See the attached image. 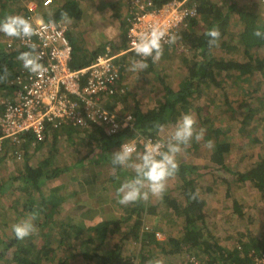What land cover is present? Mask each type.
I'll return each instance as SVG.
<instances>
[{"label":"trees","instance_id":"1","mask_svg":"<svg viewBox=\"0 0 264 264\" xmlns=\"http://www.w3.org/2000/svg\"><path fill=\"white\" fill-rule=\"evenodd\" d=\"M170 1L172 0H144L149 10L160 9ZM239 1L192 0L196 15L187 19L186 25L174 35V42L163 44V54L159 58V60L165 58L170 50L173 52L177 49L181 50L183 54L180 55V68L185 76L183 83L167 85L163 76L158 75L157 62L146 58L148 67L143 71L158 77L160 85H164V94L156 98L153 107L144 108L135 98L129 99L128 91L124 84L122 86L124 82L122 76L116 83L120 89H115V93L108 96L107 108L115 113L118 106L123 105L119 110L120 114H116L120 118L130 115L132 121L122 125L116 133L109 134L103 126L91 121L87 128L63 123L58 129L49 127L43 142L37 141L33 134L28 133L22 136L19 143H5L0 154V164L13 158L14 161L23 163V166L17 167L20 169L17 170L16 175L0 182V198L8 193L19 195L14 202L17 210H21L27 216L40 217L43 222L39 225V232L46 230L51 227L54 217L60 215L59 208L64 200L59 195L60 187L54 189L49 187L51 191L46 187L51 181L74 171L76 167L75 163L72 165L66 163L61 156L63 138L68 144L70 143L69 146L77 144L76 141L79 139L85 142L84 148L76 149L74 154L81 155L77 163L83 168L82 172L88 174L86 186L95 183L92 180V178L95 180V177L90 173L92 167L102 164L108 165L110 181L117 184L132 177L134 172L131 169H114L111 163L112 154L118 151L123 143L131 142L136 138H157L160 135L158 125H163L165 128L174 125L180 114L191 113L192 109H195L202 128L206 129V141H211L213 144L211 166L216 169L226 168L227 156L232 150L231 144L224 142V138L217 135L215 126L208 125L210 117L207 118L205 114L210 111L212 103L201 107V105L196 106L194 100L196 98L201 100L208 93L209 88L217 89L222 92L224 98L228 99L225 85L237 87L254 79L260 81L264 79V55L261 56L264 50V36L255 35L256 31L264 33V20L258 13L264 7V0H247L248 3L244 5H240ZM63 2L61 7L55 4L50 9H44V13L37 15L55 23L67 20L81 21L84 11L80 7V1L64 0ZM134 9V13L121 21V33L114 43L105 42L101 47L87 50L74 37L73 32L69 31L68 37L74 50L71 66L85 67L98 56L106 54L109 49L113 52L127 49L129 29L137 13L140 12L139 8ZM212 30L217 31L219 36L216 43L210 45L208 33ZM30 50L32 49L23 48L13 51L0 44V116L6 108V102L15 97V91L18 89L15 80L20 75L22 66L18 56ZM235 55L239 57H234ZM130 56L139 59L134 53L124 55L120 59L122 72ZM171 77L170 73L165 76L166 79ZM42 149L46 156L37 163L32 162L33 154ZM199 171V165L181 162L178 172L171 177L178 183L180 200L174 195L164 194L162 202L181 222L182 237L180 239L171 237L173 245L177 246L175 251H170V247L164 245L162 251L167 255H173L180 253L183 246L196 251L187 254L185 264H193L192 257L200 264H255V259L264 254V238L252 237L249 243L243 245L242 251L239 249L226 251L217 243L214 233L209 232V217L206 211L208 203L199 192L197 177L194 176ZM231 174L237 181L251 182L264 197V154L261 155L259 162L251 164L245 171H233ZM79 186L83 187L84 184L79 183ZM120 205L124 208L123 215L120 214L110 220L98 219L94 225L87 226L74 222L64 224L63 220L53 224L52 231L57 225L66 226V229L63 230V235L62 231L55 235L58 240L56 239L57 242L52 245L46 240L38 244L37 240H34L33 232L24 239H17L13 230L12 237L7 239L8 241L4 243L5 247L0 249V264L3 259L4 264H153L151 257L146 254L148 253L146 248L160 244L161 239L157 236V230L149 229L144 221V214L155 216L158 205L144 203L142 200ZM126 207L130 209L127 210ZM163 231L168 234L171 230L166 228ZM173 231L175 232L172 230L171 233ZM84 235L88 237L83 239ZM72 237L75 245L80 244L83 251H77L73 256H59V252H66L71 248L69 241ZM115 238L117 241H114ZM131 239L137 245L140 243L141 248L139 247L138 254L134 252L126 255L123 253L124 244L131 242ZM171 245L170 243L169 246ZM75 260L80 261L73 262Z\"/></svg>","mask_w":264,"mask_h":264},{"label":"rangeland","instance_id":"2","mask_svg":"<svg viewBox=\"0 0 264 264\" xmlns=\"http://www.w3.org/2000/svg\"><path fill=\"white\" fill-rule=\"evenodd\" d=\"M45 1L0 0V19L8 15H23L25 10H29L31 7L36 8L37 14H41L44 13V9H50L55 4L57 7H61L64 3V0H52L49 6H45ZM79 1L81 9L84 11L82 20H67L64 22L68 25L69 31L73 32L74 37L87 50L101 47L105 42L111 41L114 43L115 40H118L119 34L121 33V21H124L134 13V8L140 9L143 6H147L144 0H133L134 3H130V0ZM239 2H241L240 5L248 3L247 0H240ZM258 13L263 18L261 19L264 20V7ZM2 39V34L0 33V42ZM181 54L183 53L180 49L174 52L170 50L165 58L156 60L158 64L157 70L159 71L158 75L163 76L167 85H180L184 81V71L182 72L180 68ZM263 55L264 50L261 53V56ZM234 57L239 56L235 55ZM133 59L129 57L126 62L125 69L122 72L124 78L122 86L124 84L125 89L128 91L129 99L135 98L144 108L153 107L156 98L164 94V85H160L158 77L156 78L143 70L137 72L129 71L128 69ZM168 73L172 77L166 79L165 76ZM175 77L177 78L176 80L174 79ZM225 86L228 99L224 98L221 94L222 92L217 91V89L209 88L208 93L201 100L196 98L194 103L196 106L201 105V107L202 105L212 103L210 111L208 110L205 116L207 118L210 117L208 125L217 128V135L223 137L224 142H230L231 144L232 150L228 154L225 164L227 170L225 167L216 169L211 166L210 161L213 160L212 150L206 147L207 141L205 136L200 142L193 141L190 147L181 153L179 163H195L200 167L199 173L194 174V176L197 177L199 192L205 197L208 203L206 211L209 217V232L214 233L215 239L218 240L217 243L226 251H232L234 249L242 251L244 248L243 245L249 243L252 237L264 238V197L251 182L243 183L237 181L231 172L245 171L251 164L259 162L261 155L264 154V79L263 81L254 79L250 83L240 84L237 87ZM217 93H220V95ZM122 106H118V110L116 109L115 113L120 114L119 110L122 109ZM190 112L196 117L198 126L202 127L197 113H195V109H192ZM232 117L234 118L232 119ZM172 126H168L165 129L171 130ZM159 138L160 135L153 139ZM62 140L61 156L63 160H66V163L71 165L75 163L76 167L74 171L51 181L46 187L48 191H51L49 187L53 189L60 187L59 195L64 199L63 204L59 208L60 215L54 217L50 228L39 232V225L43 220L40 217L27 216L21 210H17L16 203L14 202L19 195H13L12 193L6 194V196L0 198V249L5 247L4 243L12 237L14 225L24 220H29L35 225L32 234H35L34 240H37L38 244L46 240L51 245L58 240V237L55 235L59 231H62L63 235V230L66 229V226L59 227L57 225L55 230L52 231L51 228L55 223L62 222V220L64 224L74 222L90 226L96 223V221H90L86 217H78L73 213V210L77 207L76 203L81 200L79 194L73 195V193L78 188L77 179L82 176L81 173L83 170L77 163L81 155H75L74 151L80 147L84 148L85 142L79 139L76 141L77 144L69 146L70 143L68 144L64 138ZM45 149L47 150L48 148ZM33 156L32 162L37 163L46 155H44V149H42V151L34 153ZM34 163L32 164L34 165ZM20 166H23V163L16 162L13 158L9 161L2 162L0 164V182L16 175L18 173L17 170L20 169H17V167ZM99 166L100 176L98 180L100 183L98 186H93L95 193L94 202H103L101 204L107 210L103 212L104 216H102V220L104 218L110 220L117 218L120 214H124V208L119 203L116 190L122 184L121 181H125L121 180L115 185L110 184L109 180H107L108 165L102 164ZM177 184L176 179L169 178L166 190L161 196H150L148 200H142L144 203L158 205L155 216L151 217L144 214V221L149 226V229L151 231L157 230V233L160 234L159 239H161L160 244L146 248V250L148 249V253L146 254L151 257V260L154 262L153 264H185L187 254L192 251L187 249L188 247L186 246H183L180 253L173 255H167L162 251V245L167 248L170 247V251H175L177 246L173 245L171 237H175L176 239L182 237L181 222L178 221L175 215L172 214V211L167 209L162 202L164 194L174 195L175 198L180 200V190ZM90 187L92 188V186ZM209 189L211 190L209 191ZM20 200L22 201V197ZM108 201L110 203H105ZM126 209L129 210L130 208L126 207ZM166 228L171 230L168 234L163 231ZM172 230H175V232L173 231L171 233ZM124 231H126L125 228ZM87 237L88 235H84L83 239ZM73 239L74 237L69 241V244L72 246L75 245ZM114 241H117V239L115 238ZM134 242L131 239V242L129 241L124 244V254L131 255L134 252L138 254L141 245L140 243L137 245ZM170 243L172 244L171 246H169ZM72 246L66 252H59V256H73L75 252L83 251L80 244L74 247ZM192 252L196 251L193 250ZM76 261L79 262L80 260L73 262ZM4 263L5 260L3 259L1 264Z\"/></svg>","mask_w":264,"mask_h":264},{"label":"built area","instance_id":"3","mask_svg":"<svg viewBox=\"0 0 264 264\" xmlns=\"http://www.w3.org/2000/svg\"><path fill=\"white\" fill-rule=\"evenodd\" d=\"M50 3L52 0H46L44 5L49 6ZM193 5L192 0H172L157 10H149L148 4L141 7L128 32V48L116 52L109 49L106 54L81 68L71 66L74 50L68 37V25L45 20L37 15L36 8L26 10L23 16L34 21L35 34L30 40H22L1 33V42L13 51L35 45L36 51L41 54L40 62L49 71L33 74L22 63L20 75L15 80L18 86L15 97L6 102L0 116V154L5 143H19L24 134L31 133L37 141L43 142L49 127L58 129L63 123L87 128L91 121L103 126L109 134L129 124L132 121L130 115L120 118L107 108L108 96L113 95L115 89H120L116 84L123 76L119 59L129 53L135 55L133 41L153 25L166 28L174 36L186 25L189 17L196 15ZM147 140L136 138L126 143H135L142 151V145ZM157 236L160 238L159 233ZM191 262L200 264L194 257ZM255 264H264V254L255 259Z\"/></svg>","mask_w":264,"mask_h":264},{"label":"clouds","instance_id":"4","mask_svg":"<svg viewBox=\"0 0 264 264\" xmlns=\"http://www.w3.org/2000/svg\"><path fill=\"white\" fill-rule=\"evenodd\" d=\"M34 21L23 15H8L0 19V33L10 38L30 40L35 34ZM257 37L264 33L256 31ZM209 44H215L219 33L212 30L208 33ZM166 28L153 25L148 31L140 33L133 41L135 55L141 59H133L129 71L137 72L148 67L145 58L158 60L163 54V44L174 42ZM32 50L20 53L18 59L23 67L33 74L49 71L41 62V54ZM160 138L153 141L147 140L142 145V151L137 149L135 143H123L120 149L112 154L113 168L131 169L134 175L125 180L117 189L120 204L134 203L148 200L150 196H161L167 187L169 178L176 175L179 170V157L193 141L200 142L204 139L205 129L198 126L196 117L191 113L182 114L172 126L166 130L163 125H158ZM206 147L211 149L213 144L208 141ZM35 229V225L24 220L14 225L17 239H24Z\"/></svg>","mask_w":264,"mask_h":264},{"label":"crops","instance_id":"5","mask_svg":"<svg viewBox=\"0 0 264 264\" xmlns=\"http://www.w3.org/2000/svg\"><path fill=\"white\" fill-rule=\"evenodd\" d=\"M99 167L100 166H95V167H92V169L90 170V173H93L92 177H95V180L92 178V180L95 182L92 184V188L91 187L89 188V186L87 187L85 185V181H87L86 179H88V174L82 172L81 173L82 176L79 179H77L78 188L73 193V195L79 194L81 197V200L78 203H76L77 207H75V209L73 210V213L75 215H77L78 217H86V219H88L90 221L91 220L96 221L98 219H102V216H104L103 212L107 210V208L101 204L103 202H99V201L94 202L95 201V199H94L95 193H94V187L93 186H98L100 183L98 180L99 176H100ZM107 171H108L107 180H109L110 184L115 185V182L110 181V173H109V170H107ZM103 178H106V177H103ZM79 183H83L84 186L80 187ZM84 187H86V188H84ZM83 190H84V192H83ZM70 203H68V204H70ZM105 203H110V202L108 201Z\"/></svg>","mask_w":264,"mask_h":264}]
</instances>
